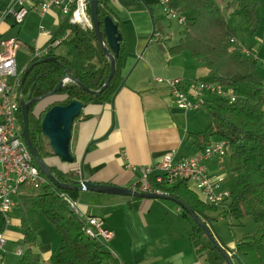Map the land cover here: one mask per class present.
<instances>
[{"label": "crops", "instance_id": "crops-1", "mask_svg": "<svg viewBox=\"0 0 264 264\" xmlns=\"http://www.w3.org/2000/svg\"><path fill=\"white\" fill-rule=\"evenodd\" d=\"M6 1L0 0V7ZM155 3L157 1L151 4L150 11L142 0H110L114 21L116 20L122 36L120 48L124 49L123 83L109 102L93 101L83 104L71 128L69 150L73 161L64 162L50 152L51 154L46 155L43 160L46 165L53 166L62 173L72 172V179L75 181H78L82 174L84 179L91 182L131 188L142 176V169L157 163L166 153L173 152L175 160L201 154L203 149L191 150V139H187L190 132L188 129L192 127L188 114L200 109L205 103H212L208 98H204V95L211 93H203L200 98L190 93L191 86L201 81L208 69L194 59L197 65H193L188 59L190 56L188 53L187 55H183L184 52L175 55L169 53V47L176 45L180 37L177 42L168 45L170 34H166L160 27L156 28L155 19L152 17V5ZM32 11L36 12L29 9L20 24L14 23L11 17L0 19L2 35L10 37L6 34L16 25H24ZM48 14L58 23L59 29L65 17L55 11L46 13L44 17ZM224 14L229 26L235 33L238 32L239 28L234 24L237 13L233 10H224ZM89 28L93 30L92 23ZM21 29V27L17 29V36L14 37L20 36L21 39L32 42L31 36L24 32L20 35ZM57 30L49 31L51 37L58 36L64 39L43 53L41 59L70 35L69 29L64 34L58 33ZM181 30L182 26L178 30L180 34ZM48 39L43 33L37 39L38 44L30 46L18 38L21 45L17 51L22 47L30 49L31 57L34 49L44 48ZM234 39L235 42L231 44L233 49L243 47L257 58L264 57V43L261 40L253 37L244 40L240 37V32L238 35L235 34ZM154 43L155 46L152 45ZM258 68L262 70V76L258 75L264 80V63L260 60ZM158 78L163 80L180 78L182 88L187 91L189 99L192 101L201 99L202 105L196 109L178 107L175 95L164 82L157 81ZM199 131L202 130H191ZM218 139L212 137L209 143ZM214 167L211 164L206 169ZM48 182L50 181L47 178ZM187 184L204 202L199 190L191 182L187 181ZM75 191L74 198L69 196L76 202L75 215L81 223L88 217H95L100 227L109 230L111 237L108 240L103 238L102 242L113 250L123 263L211 264L205 253L197 252L188 237L195 222L190 216L188 218L183 216L175 202L168 199H147L89 190ZM197 216L208 225L203 217L199 214ZM8 218L9 221L6 223L0 212V231L5 237V243L0 250V261L4 264H17V257H20L22 252L19 246L22 235L15 207L9 212ZM38 218L40 228L33 250L39 253L41 264H51L49 257L58 250L60 236L44 215L38 214ZM12 224L18 228H9ZM8 242L16 245L13 254L9 253V249L4 250ZM233 246L234 244L229 248ZM7 254H12L13 259L7 258Z\"/></svg>", "mask_w": 264, "mask_h": 264}, {"label": "trees", "instance_id": "trees-1", "mask_svg": "<svg viewBox=\"0 0 264 264\" xmlns=\"http://www.w3.org/2000/svg\"><path fill=\"white\" fill-rule=\"evenodd\" d=\"M98 1V18L102 31V20L114 12L110 0ZM151 11L155 0H142ZM172 6H178L184 12L186 21L176 45L169 47L171 55L187 52L192 59L208 69L202 80L218 83L233 91L234 100L219 99L209 104L210 121L199 132H189L198 150L203 149L212 137L224 139L228 149V170L235 176L229 195L220 205L202 202L197 194L188 187L185 179L178 178L168 186H160L167 195L179 200L191 211L199 214L210 224L208 210H216L223 217L235 219L237 224L247 216L257 224L253 234H244L234 242L233 258L235 264H264V87L263 79L258 75V60L244 57L238 49H233L229 39L235 37V31L226 21L224 10H233L242 15L249 26L250 33L257 27L256 9L260 0H225L222 9L216 0H168ZM116 24V20L114 21ZM118 25V24H117ZM69 29V37L63 41L67 55H56L50 50L44 57L55 60L39 62L36 58L29 62L30 67L20 86L21 99L28 101L33 97L46 98L57 95L61 98L53 105H64L73 99L81 103L93 101L109 102L123 83L122 52L120 48L115 57V70L108 85L99 93L84 91L75 81L66 80L53 95L48 93L67 75L74 77L89 90L97 91L103 85L110 71L109 59L104 55L89 27H80L64 19L57 30L64 34ZM42 57V58H44ZM20 99V100H21ZM28 109V134L35 151L41 160L51 154L45 147L41 134V117L34 116ZM21 123V115L18 116ZM40 172V167L35 163ZM49 171L60 182L72 184V172L62 173L53 166ZM59 193L74 198L75 190H62L50 182L35 187L31 183H22L16 198V213L22 235L23 251L17 264H40L41 257L34 252L40 228L38 214L44 215L60 236V245L49 257L51 264H116V259L97 241L88 237L81 229V222L70 210L61 212L57 208ZM181 214L188 218L189 213L181 208ZM203 223H205L203 221ZM188 237L199 253H205L211 264H223L224 258L206 237L202 228L195 223Z\"/></svg>", "mask_w": 264, "mask_h": 264}, {"label": "built area", "instance_id": "built-area-1", "mask_svg": "<svg viewBox=\"0 0 264 264\" xmlns=\"http://www.w3.org/2000/svg\"><path fill=\"white\" fill-rule=\"evenodd\" d=\"M156 1L166 19L176 20L181 26L185 25L186 17L180 7L172 6L168 0ZM89 3L90 0H7L0 7V19L11 17L14 23L20 24L29 9L36 11L40 16L55 11L72 24L90 27ZM42 32L48 36V42L44 48L34 49L30 61L40 58L43 53L64 39V37L58 36L52 38L49 31ZM20 45L17 37H4L0 31V212L6 223L9 221V212L15 207L19 186L22 183H31L35 187L47 183V178L34 164L33 157L22 137V127L18 119L21 76L29 64L21 69L16 66V51ZM241 53L264 63V57L258 59L256 55H252L251 52L244 49ZM157 81L164 82L170 88L171 93L176 97L178 107L196 109L202 104L201 99L197 101L189 99L187 91L182 88L180 78L164 80L158 78ZM190 93L199 98L203 93H214L222 99L234 100L232 89L202 80L191 86ZM227 149V141L218 139L205 146L199 155L175 160L173 152L166 153L157 163L144 167L142 176L131 188L140 192L167 195V192L160 186H168L176 179L181 178L191 182L199 190L205 203L219 205L228 197L229 191L220 189L223 177L210 175L205 162L215 157H224ZM59 196L70 211L77 214L76 202L64 193H59ZM81 229L88 237L108 248V251L116 259V264H125L113 250L102 242L103 238L108 240L111 237V232L100 227L95 217H88L83 221ZM4 243L5 237L0 231V250ZM0 264L4 263L0 261Z\"/></svg>", "mask_w": 264, "mask_h": 264}, {"label": "rangeland", "instance_id": "rangeland-1", "mask_svg": "<svg viewBox=\"0 0 264 264\" xmlns=\"http://www.w3.org/2000/svg\"><path fill=\"white\" fill-rule=\"evenodd\" d=\"M216 1L221 5L222 9L224 10V6H223L224 0H216ZM152 9H153L152 17H153V19H155L156 28L160 27L163 29V31L166 34H170L169 35L170 40L167 41L168 45L170 46V44H174L175 42H177L176 40L178 39V37L181 36L180 32L178 31L179 28L181 27V25L178 26V23L176 22V20L166 19L163 16V14L161 13V9L157 3L152 5ZM255 13H256V18H257L258 24H257V27L253 33H250L249 26L245 22L242 15L237 14V16H235L236 20H235L234 24L237 25L239 28V31L236 29V31H238V32H236V34L238 35L240 32V37L243 39L245 38V39L250 40L251 37H253L257 40H261L264 43V35H262L264 33V0H260L259 6L257 7ZM58 26H59L58 23L56 21H54V18L51 17L50 14H48L47 16L44 17V16H40L36 12L32 11L27 16V19L25 20L24 25H21V26L16 25V27L11 29L6 34V36H12V37L17 36L16 35L17 29H19L21 27L22 29L20 31V35H21V33L24 32L27 36H31L33 41L32 42L26 41L24 39H21L20 36L18 38L20 40H22L23 42H25L26 44L33 46V45L38 44L37 39H38V37L40 38L43 35L42 31L54 32L58 29ZM229 42H230V44H233L235 42L234 37L230 38ZM152 45L155 46V43ZM241 48L244 50H247L243 47H241ZM242 49L240 51V48H238L240 53L242 52ZM30 51H31L30 49H27L24 47L20 48L17 51L16 57H15L17 68L21 69L22 67H24L25 65H27L30 62ZM52 52L56 55L66 56L67 55L66 45L64 43H61L59 46L52 49ZM248 52L250 53V51H248ZM184 53L185 54H183V55H187L186 54L187 52H184ZM242 55L244 57H246L245 54L242 53ZM252 55H253V53H252ZM188 59H189V61H192L193 65H195V64L197 65V63L192 58H190V56ZM190 59H192V60H190ZM258 59H260V58H258ZM258 74L262 76V70H259V68H258ZM263 87H264V80H263ZM60 98H61L60 96L53 95V96H48L46 98H43L42 100L37 101L34 108L32 109V113L34 114V116L39 115L40 117H42L45 108H47V106H49L53 101L56 102V100H59ZM204 98L205 99L208 98V100L212 101V102H217L219 100L218 95L213 94V93L206 95V96L204 95ZM208 104L207 103H205L204 105L201 104L202 106H200V109H198L194 112H189L188 116L191 119V124H192V127H189V129H188L190 132H191V130H198V129L203 130L206 127V125L209 123L210 113H209ZM21 123H22V121H21ZM45 142H46L45 147L47 148V150L49 152H51L50 147L48 146L46 139H45ZM191 150L196 151V150H198V148L194 144H192ZM211 164H213L215 167L213 169H210V168L207 169V171H209V174L217 175V176L221 175L223 177V180L220 182V189L229 190V188L232 186V184L234 182L235 176L233 174H231L228 170L227 158L226 157H222V158L215 157L213 159L207 160L205 162L206 168H207V166H209ZM64 203L65 202H63L60 198L57 199V208L61 212H67L70 210L68 208L67 204L66 203L64 204ZM207 215L210 217V224H208L207 226L209 228V231H210L212 237L215 238V241L217 242V244L219 246L223 247V250L225 251L226 255L231 260L233 258L234 252H233V248L232 247L229 248V247L232 246L234 244V242H236L238 239H240L244 234H253L257 230V224L249 216L243 218L241 220V223L237 224L235 219L223 217L216 210H208ZM192 220L195 222V220L193 218H192ZM2 222L3 221L1 220V223ZM39 223H40V220H39ZM11 227L18 228L15 224H12L9 228H11ZM206 237L209 239V237L207 235H206ZM19 246L21 248V251H23L22 240H20ZM13 248H16V245H14L13 242H8L6 244V246L4 247V250L9 249V253L13 254V252H12ZM34 252H36V251H34ZM36 253H38V252H36ZM12 254H7V258L13 259ZM17 258L18 259L16 261L18 263V260L20 257H17ZM232 263L235 264V262H233V261H232ZM225 264H227L226 261H225Z\"/></svg>", "mask_w": 264, "mask_h": 264}, {"label": "water", "instance_id": "water-1", "mask_svg": "<svg viewBox=\"0 0 264 264\" xmlns=\"http://www.w3.org/2000/svg\"><path fill=\"white\" fill-rule=\"evenodd\" d=\"M89 14L90 20L93 27V32L96 37L98 44L100 45L104 55L109 59L110 62V71L104 81L103 85L97 91L89 90L81 82L76 80L74 77L67 75L64 76L59 83L48 93V95L55 94L65 83L66 80L75 81L80 87L89 93H99L101 92L109 83L114 70H115V57L119 53L120 41L122 39L121 33L118 31L117 24L110 16H105L102 20V31L100 29V21L98 18V1L90 0L89 3ZM104 35V39H103ZM47 60H55L54 57H44L39 60V62H44ZM30 67H27L21 76V83L23 82L26 74L28 73ZM42 97H33L28 101H19L20 104V115L22 121V137L31 153L34 161L38 164L43 174L49 179V181L58 189L62 190H89L99 193L115 194V195H124V196H134L147 199H168L175 202L178 206L186 210L189 215L195 220V222L202 228L205 235L209 237V240L212 242L213 246L221 253L224 260L227 264H233L232 260L226 255L222 246H219L215 241V238L212 237L208 226L203 223V221L197 216L196 213L191 211L186 205H184L179 200L172 198L165 194H158L154 192H140L132 188L117 186L110 183H95L84 179L83 175H80L78 181H74L72 184L58 181L53 174L49 171L48 165L39 158L35 148L33 147L29 134H28V109L29 105L33 102L41 100ZM83 107V103L79 100L73 99L67 104L64 105H53L48 110H46L40 121V130L42 136L47 140L48 146L50 147L51 152L58 156L64 162H72L73 156L69 150L71 128L74 119L80 114Z\"/></svg>", "mask_w": 264, "mask_h": 264}]
</instances>
